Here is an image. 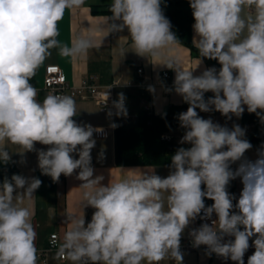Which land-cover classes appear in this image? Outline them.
Returning <instances> with one entry per match:
<instances>
[{"label": "clouds", "instance_id": "obj_1", "mask_svg": "<svg viewBox=\"0 0 264 264\" xmlns=\"http://www.w3.org/2000/svg\"><path fill=\"white\" fill-rule=\"evenodd\" d=\"M83 4L0 0V162L14 163L10 143L23 150L15 153L21 164L26 153L35 152L41 174L53 182L78 170L76 178L86 189L84 208L95 209L87 223L84 215L67 217L57 258L72 264H159L166 258L183 264L181 240L187 230L191 247L203 246L205 257L245 264V254L253 247L247 264H264V143L250 160L245 153L253 145L246 129L227 125L245 110L264 124V0H189L192 43L200 57L220 65L199 75L178 68L166 55L180 41L162 0H112L108 33L126 29L135 54L174 70L173 84L164 91L179 95L188 107L175 117L184 133L166 177L135 168L132 175L122 174L107 184L103 175L94 176L91 155L97 143L94 134L103 130L73 119V97L48 94L40 101L31 83L53 49L75 58L94 47L91 35L77 37L71 46L57 39L65 11ZM201 63L199 59L197 67ZM147 90L156 95L154 85ZM209 92L213 95L206 99ZM108 97L107 91L106 104ZM201 112H219L226 123L204 118ZM127 115L126 96L120 92L107 116L111 120ZM109 127L119 125L112 122ZM37 143L48 147L37 149ZM98 159H104L103 151ZM237 178L243 185L238 197L228 190ZM41 185L36 176L16 173L0 182V264H37V233L28 207L21 205ZM206 200L213 203L207 205ZM197 219L200 225L191 227Z\"/></svg>", "mask_w": 264, "mask_h": 264}, {"label": "crops", "instance_id": "obj_2", "mask_svg": "<svg viewBox=\"0 0 264 264\" xmlns=\"http://www.w3.org/2000/svg\"><path fill=\"white\" fill-rule=\"evenodd\" d=\"M112 0H84V4L79 8L66 10L63 18L58 22L59 36L58 40L62 44L71 46L77 37L91 35L94 47L90 48L86 55L79 57H62L58 55L55 49L44 63L37 69L31 83L38 89V99L43 101L49 91L44 87L45 69L47 65L58 64L65 73L70 83H79L83 78L88 77L99 85H108L117 82L114 92L115 96L123 92L126 96L127 117H115L111 120L107 116L108 110L101 109L91 99L73 98L76 101L77 115L73 118L78 123L91 124L94 127H109L110 123L118 121L134 120L141 108L149 106L155 113L167 111L172 104H182V97L174 92L164 91V87H171L175 78V71L165 66L152 65V58L140 57L133 52L131 40L125 29L120 33H108L106 13L96 12L95 9L109 7ZM247 14V10L245 13ZM194 24V22H193ZM192 24V25H193ZM194 31L192 28V40ZM179 44L170 47L166 55L173 60L176 66L184 71L194 70V75H199L203 70L211 65H219L216 60L200 57V54L194 53L191 48L182 40ZM122 53H125L122 55ZM202 63L197 67L198 60ZM159 64L160 62L157 61ZM197 67V68H196ZM137 68H142V73H138ZM169 72V76L163 74ZM152 84L156 87L154 96L147 90V86ZM211 92L206 93L205 97L212 96ZM199 111V110H198ZM204 118L211 117L214 122L225 124L226 120L219 112L203 113ZM131 117H135L131 119ZM250 118V119H249ZM252 118V119H251ZM251 123V130H247L246 124ZM233 123L239 124L246 129V138L253 145L252 149L245 153L250 160L256 159V150L264 143V124H261L254 113H248L247 110L242 117L237 119L232 117L227 121L229 127ZM110 128V127H109ZM111 129V135L108 137H98L94 134L97 141L92 150V165L95 169L94 176L103 175L105 177L102 183L107 184L121 178L123 175H132L135 168L139 170H155L161 177L169 174V164H136V165H117L115 161V132ZM182 130L180 127L173 128L170 133L175 135L178 142L181 138ZM7 147L15 161L18 174L25 176H36L42 180V185L36 190L31 199L24 200L21 206L28 207L31 213V222L37 233L36 246L45 247L51 233L56 232L59 242L63 241L65 231L68 229L67 217L84 215L85 221L90 222L95 209L92 207L84 208L83 193L86 189L81 187L82 181L77 179V172L71 176L61 175L58 182L53 184L49 176L42 175L37 167V156L35 152L25 154V164L19 163L20 156L16 152L23 151L19 146L7 144ZM37 149L48 146L37 143ZM103 151L104 159H98V154ZM78 158V157H77ZM236 167V165H235ZM34 170V171H33ZM242 183L239 178L236 179L237 197L242 190ZM187 236V230L185 235ZM251 243V241H250ZM250 247L249 252H254ZM172 259H164L159 264H174ZM47 264H72L71 261L64 258H57L56 253H48ZM146 264V262H142ZM183 264H224L222 259L213 255L211 258L205 257L203 249L186 252ZM227 264H234L228 261Z\"/></svg>", "mask_w": 264, "mask_h": 264}, {"label": "trees", "instance_id": "obj_3", "mask_svg": "<svg viewBox=\"0 0 264 264\" xmlns=\"http://www.w3.org/2000/svg\"><path fill=\"white\" fill-rule=\"evenodd\" d=\"M161 7L165 16L170 20L172 31L175 32L177 38L188 45L194 53L199 54L192 43L194 18L189 0H162ZM95 11L111 15L109 7L98 8ZM205 98L207 99V97ZM187 107L188 105L184 102L172 104L167 111L159 112H166L167 115L164 118L159 113L143 107L134 120L116 122L119 125L114 129L116 164H170L171 155L182 145L175 139L163 138V135L173 128L179 127L178 121L175 119L176 114L183 112ZM183 146L187 147L188 145ZM12 161L14 160L12 159ZM232 167L235 168V165ZM13 173L18 174L15 161L14 163L9 162L7 165L0 162V182L3 181L5 175L10 177ZM51 184V189H53L55 182H51ZM228 190L237 196L236 180L230 183ZM205 202L207 205L213 203L211 200ZM245 264H247V260Z\"/></svg>", "mask_w": 264, "mask_h": 264}, {"label": "built area", "instance_id": "obj_4", "mask_svg": "<svg viewBox=\"0 0 264 264\" xmlns=\"http://www.w3.org/2000/svg\"><path fill=\"white\" fill-rule=\"evenodd\" d=\"M213 66L216 67L217 69L220 68V66L218 65H211L209 67H213ZM137 71L138 73H142L143 69L137 68ZM163 74L165 76H169L168 71H164ZM116 84L117 82H113L103 86V85H99L98 83H96L95 81H93L91 78L88 77L83 78L79 83H70L67 80V77L63 72L62 68L60 67V65L50 64L47 65L45 69L44 87L49 91L50 94L69 95L73 98H79V99H91L103 110H109V108H111L112 100H115L117 98L114 92V88ZM107 91L109 93V97H108V102L106 104ZM146 108L150 109L149 106H146ZM186 110L187 108H185L183 111ZM246 126H247V130L250 131L252 126L251 123L248 122ZM97 128L103 130L101 133H96L98 137H108L111 135V129L109 127L99 126ZM183 133L184 130H182L181 137ZM163 138L167 140H173L175 139V135L173 133L168 132L163 135ZM213 219H215V217H213ZM208 222L211 223V221ZM200 223L201 221L197 219V221H195L194 224L191 225V227H198ZM59 244L60 242H59L58 234L56 232H53L50 234L47 245L45 247L41 248L36 246L37 256H38L37 264H47L48 253L51 251L57 253ZM201 248L203 249V246ZM181 250L184 253H186L197 249L192 248L188 236H184L181 240ZM252 254H253L252 252L247 251L244 260L246 261L248 256Z\"/></svg>", "mask_w": 264, "mask_h": 264}, {"label": "rangeland", "instance_id": "obj_5", "mask_svg": "<svg viewBox=\"0 0 264 264\" xmlns=\"http://www.w3.org/2000/svg\"><path fill=\"white\" fill-rule=\"evenodd\" d=\"M135 117H131V119H134Z\"/></svg>", "mask_w": 264, "mask_h": 264}]
</instances>
